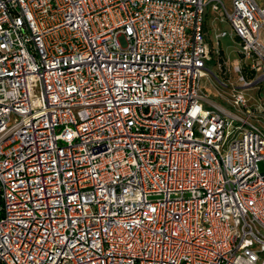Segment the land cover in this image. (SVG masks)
Returning a JSON list of instances; mask_svg holds the SVG:
<instances>
[{
  "label": "built area",
  "instance_id": "2783aa9c",
  "mask_svg": "<svg viewBox=\"0 0 264 264\" xmlns=\"http://www.w3.org/2000/svg\"><path fill=\"white\" fill-rule=\"evenodd\" d=\"M209 13L264 82L259 0H0V264H264V99L204 92Z\"/></svg>",
  "mask_w": 264,
  "mask_h": 264
},
{
  "label": "rangeland",
  "instance_id": "374dc122",
  "mask_svg": "<svg viewBox=\"0 0 264 264\" xmlns=\"http://www.w3.org/2000/svg\"><path fill=\"white\" fill-rule=\"evenodd\" d=\"M229 12H233V0H223ZM261 3L264 0H259ZM207 26V41L212 44L215 50L221 49V54L213 57L208 63L210 74L203 78L204 92L208 96L228 107L231 111L245 115L240 109L234 106L235 88L237 91H243L248 99L249 105L258 106L260 101L264 99V82L261 84H254L249 87H242L241 72L235 69V63L238 61L248 63L250 59H243L241 56V42L235 35L231 23L225 18L221 20L220 17L215 18L214 13L206 15ZM225 31L220 40L216 38V33ZM245 60V61H244ZM248 78L252 75L247 73ZM262 126L264 127V121ZM261 170H264V165L260 164Z\"/></svg>",
  "mask_w": 264,
  "mask_h": 264
},
{
  "label": "trees",
  "instance_id": "16d2710c",
  "mask_svg": "<svg viewBox=\"0 0 264 264\" xmlns=\"http://www.w3.org/2000/svg\"><path fill=\"white\" fill-rule=\"evenodd\" d=\"M244 73H245V75H247L248 71H247V70H245V71H244ZM247 77H248V75H247Z\"/></svg>",
  "mask_w": 264,
  "mask_h": 264
},
{
  "label": "crops",
  "instance_id": "0c3cea01",
  "mask_svg": "<svg viewBox=\"0 0 264 264\" xmlns=\"http://www.w3.org/2000/svg\"><path fill=\"white\" fill-rule=\"evenodd\" d=\"M263 2H264V1H263ZM263 2H262V3H263Z\"/></svg>",
  "mask_w": 264,
  "mask_h": 264
}]
</instances>
